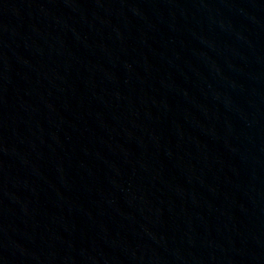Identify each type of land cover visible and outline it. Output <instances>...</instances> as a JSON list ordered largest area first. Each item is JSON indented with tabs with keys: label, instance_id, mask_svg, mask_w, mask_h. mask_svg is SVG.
<instances>
[{
	"label": "water",
	"instance_id": "water-1",
	"mask_svg": "<svg viewBox=\"0 0 264 264\" xmlns=\"http://www.w3.org/2000/svg\"><path fill=\"white\" fill-rule=\"evenodd\" d=\"M0 264H264V0H0Z\"/></svg>",
	"mask_w": 264,
	"mask_h": 264
}]
</instances>
